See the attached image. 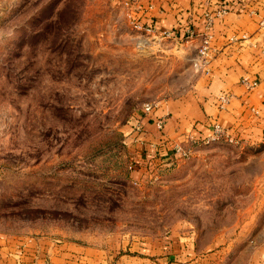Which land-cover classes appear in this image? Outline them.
Here are the masks:
<instances>
[{
  "label": "rangeland",
  "instance_id": "obj_1",
  "mask_svg": "<svg viewBox=\"0 0 264 264\" xmlns=\"http://www.w3.org/2000/svg\"><path fill=\"white\" fill-rule=\"evenodd\" d=\"M139 9L138 0H0V233L114 259L144 239L193 235L196 248L219 245L225 264H243L264 239V141L226 129L232 141L190 144L166 168L133 167L131 132L205 66L202 44L152 34ZM155 122L161 130L164 119Z\"/></svg>",
  "mask_w": 264,
  "mask_h": 264
},
{
  "label": "crops",
  "instance_id": "obj_2",
  "mask_svg": "<svg viewBox=\"0 0 264 264\" xmlns=\"http://www.w3.org/2000/svg\"><path fill=\"white\" fill-rule=\"evenodd\" d=\"M138 3L143 9L136 17L149 32L172 30L176 38L197 46L206 40L208 55L191 89L144 118L143 132H131L133 167L144 172L175 164L190 144H199L211 134L213 123L241 140L264 141V0ZM244 79L256 85L249 88ZM223 94L225 101L220 99ZM158 117L164 119L161 130L155 122ZM194 238L170 234L150 243L144 239L134 246L136 253L125 251L114 259L106 250L79 242L0 233V264H225L219 245L208 254L196 248ZM239 263L264 264V239Z\"/></svg>",
  "mask_w": 264,
  "mask_h": 264
},
{
  "label": "built area",
  "instance_id": "obj_3",
  "mask_svg": "<svg viewBox=\"0 0 264 264\" xmlns=\"http://www.w3.org/2000/svg\"><path fill=\"white\" fill-rule=\"evenodd\" d=\"M224 10L225 9L222 8L219 11H224ZM200 52L204 56V58H205L204 62L206 63L207 55H208V44H207L206 40H204ZM203 56H202V59H203ZM244 82L247 84V86L249 88H252V87H254L256 85V81H248L247 79H244ZM220 99L222 101H225L226 100V96L223 94V95L220 96ZM159 123H158V125H160ZM210 138H222V139H225V140H228V141H232L233 140V138L231 136H229V133L226 130H224L218 123H213L212 129H211V134H209V136H207V138H205V139L208 140Z\"/></svg>",
  "mask_w": 264,
  "mask_h": 264
}]
</instances>
